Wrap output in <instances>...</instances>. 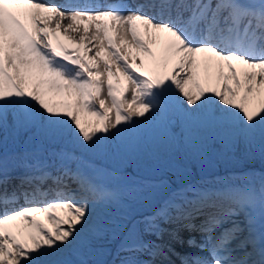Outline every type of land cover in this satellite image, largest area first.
I'll use <instances>...</instances> for the list:
<instances>
[{
  "label": "snow or ice",
  "instance_id": "6c2138e0",
  "mask_svg": "<svg viewBox=\"0 0 264 264\" xmlns=\"http://www.w3.org/2000/svg\"><path fill=\"white\" fill-rule=\"evenodd\" d=\"M10 115L31 143L15 177ZM139 118L193 155L211 131L264 156V0H0V264H88L63 258L85 235L119 241L111 264H172L181 229L208 255L180 264H264V174L141 181L136 198L166 191L151 215L93 222L121 198L90 154L131 143Z\"/></svg>",
  "mask_w": 264,
  "mask_h": 264
},
{
  "label": "rangeland",
  "instance_id": "374dc122",
  "mask_svg": "<svg viewBox=\"0 0 264 264\" xmlns=\"http://www.w3.org/2000/svg\"><path fill=\"white\" fill-rule=\"evenodd\" d=\"M169 132L179 136L180 130L174 126ZM16 143L19 150L10 144L4 145L10 158L13 153L23 152L31 146L30 135L19 136ZM90 157L95 166L106 173L102 177L106 180V187L120 195L114 216L125 213L136 221L147 216L146 213L151 215L160 198L166 195V191H160L149 198L134 197L131 188L141 181L162 180L169 188H176L184 183L211 182L224 177L243 180L244 174L255 177L264 174V156L258 143L250 150L240 145L230 151L222 138L209 131L201 136L200 151L193 155L180 148L178 143L174 144L171 138H166L156 123L141 125L138 121L131 143L125 144L120 137H111L102 151L93 152ZM217 162L228 165V169L218 166ZM100 241L82 240L81 254L88 264H111L117 259L119 241L114 239L111 244H101Z\"/></svg>",
  "mask_w": 264,
  "mask_h": 264
},
{
  "label": "bare ground",
  "instance_id": "6f19581e",
  "mask_svg": "<svg viewBox=\"0 0 264 264\" xmlns=\"http://www.w3.org/2000/svg\"><path fill=\"white\" fill-rule=\"evenodd\" d=\"M8 122H9V128L3 134V139H4V141H6V144H14L17 141V139H15L16 138V134L13 132V130L11 128V123H12L11 115L9 116V121ZM138 122L141 125H146V124L149 125V124L155 123V121H153L151 118H149L148 120H145L144 118H139ZM178 128H179V130H181L179 126H178ZM12 139H14V141L12 143H10ZM14 145H12V146L15 148L16 145L15 146ZM11 162L12 161H11V158H10V163ZM10 168H16V165H15L14 161H13V164L10 165ZM10 173H11V175L13 177H15V176L20 174L19 171H17V169H10ZM101 179H102V183L106 186V180L103 179V178H101ZM17 182L18 181L16 179H13L10 182L9 187H11L12 184H15ZM114 209H115V207H98L96 209V212L94 213V215L92 217L93 222H104L105 220L109 219L110 217H114V213H115ZM197 220H200V218H197L194 222L196 223ZM172 227H174V225H170L166 229H170ZM180 236H181V241H185V243H187L188 239L195 240L198 236L203 237L200 232L196 233V232H192V230H188V229H181L180 230ZM87 239L91 240L86 235L84 237H82L83 241L87 240ZM160 239H161L160 243H169L170 242L167 232H165L164 235ZM82 240L73 249H71V250H67L66 249L63 258L67 259V260L73 259L74 261L75 260L76 261L82 260V257H80L81 248H82V245H80V244H82ZM91 241H95V240H91ZM113 241H114V239L105 238V239H102L100 241V243L101 244H111V243H113ZM96 242H98V241H96ZM177 243L178 242H172L173 251L170 252L168 257H167V259L169 261H171L172 264H176V261H177V259H179V257H182L184 254H187L185 251H182L179 248H176ZM186 245H188V247H191L193 249L195 248L194 245H190V244H186ZM182 248H183V250H187L186 246H183ZM204 256H207V254H205Z\"/></svg>",
  "mask_w": 264,
  "mask_h": 264
}]
</instances>
